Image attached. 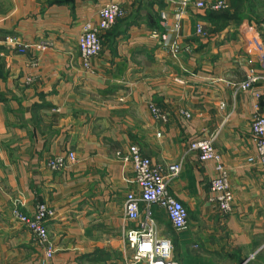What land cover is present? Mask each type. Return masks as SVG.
I'll list each match as a JSON object with an SVG mask.
<instances>
[{"label": "crops", "instance_id": "obj_1", "mask_svg": "<svg viewBox=\"0 0 264 264\" xmlns=\"http://www.w3.org/2000/svg\"><path fill=\"white\" fill-rule=\"evenodd\" d=\"M112 1L127 16L102 34L103 50L86 69L78 39ZM223 1L229 17L210 20L208 10H186L179 0H0V264H146L133 263L127 240L138 226L125 211L136 185L117 153L131 145L163 170L181 167L168 187L188 209L189 229L175 232L152 208L176 262L264 264V170L248 162L264 81L249 92L234 89L258 67L264 0ZM200 22L205 37L196 34ZM13 38L24 53L9 45ZM152 105L169 123L155 120ZM195 139H212L228 172L234 204L227 216L210 201L215 164L190 151ZM69 153L77 162L48 168ZM43 203L54 212L48 263L13 216L16 209L32 216Z\"/></svg>", "mask_w": 264, "mask_h": 264}, {"label": "built area", "instance_id": "obj_2", "mask_svg": "<svg viewBox=\"0 0 264 264\" xmlns=\"http://www.w3.org/2000/svg\"><path fill=\"white\" fill-rule=\"evenodd\" d=\"M179 1L186 10L194 8L197 11L221 12L230 7L223 0L210 4L204 0ZM126 16L127 10L122 4L112 1L100 9L99 21L96 25L86 23L83 26L78 39V48L86 69L90 68L91 61L97 58L103 50L102 34L111 30L118 20ZM179 29L180 27L177 25L175 30ZM196 34L201 37L206 36L203 22L197 24ZM160 36L158 33H153L154 38H160ZM8 43L20 53L25 52L17 39H9ZM172 50L175 53L179 52L177 43L173 44ZM256 63L258 67L251 68L245 80L234 87L237 92H249L261 81H264V49L257 55ZM150 111L158 122L169 123L170 116L166 111L154 105L150 106ZM180 114L187 120L192 118V115L187 111H181ZM251 132L255 156L251 157L248 162L258 164L264 170V115L259 110L251 121ZM158 137H161V133H158ZM189 147L201 163L215 164L216 176L210 184V201L216 205L220 215L231 214L234 193L229 182L228 172L215 151L213 140L195 139L190 142ZM117 157L129 165L136 185V190L127 195L125 204L126 218L138 223L137 228L127 234L129 247L134 252L133 263L179 264L173 258L172 243L158 235V224L153 217L152 208L158 207L166 213L175 232L183 233L189 229V211L181 201L172 196L168 187L170 179L180 174V165L171 166L167 171L163 170L154 165L152 160L146 157L136 145H131L126 151L118 152ZM75 162H77L75 154L69 153L66 157L50 160L48 168L61 172L67 168L69 163ZM142 205H145L144 211L141 209ZM53 214L52 208L47 203L40 204L32 216L25 215L18 209L13 212L14 219L33 235L36 243L43 249L44 263L50 262L55 256V248L51 243L47 227V222Z\"/></svg>", "mask_w": 264, "mask_h": 264}, {"label": "trees", "instance_id": "obj_3", "mask_svg": "<svg viewBox=\"0 0 264 264\" xmlns=\"http://www.w3.org/2000/svg\"><path fill=\"white\" fill-rule=\"evenodd\" d=\"M229 9L225 11H221V12H214V11L208 10L207 12L208 19L214 20V19L219 18L220 16L222 17V19H227V17H229L228 14L230 13Z\"/></svg>", "mask_w": 264, "mask_h": 264}]
</instances>
